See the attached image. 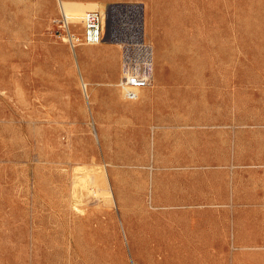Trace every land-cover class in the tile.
<instances>
[{
  "label": "rangeland",
  "instance_id": "1",
  "mask_svg": "<svg viewBox=\"0 0 264 264\" xmlns=\"http://www.w3.org/2000/svg\"><path fill=\"white\" fill-rule=\"evenodd\" d=\"M113 6L154 48L134 98L118 43L54 22ZM103 172L113 202L80 180ZM175 242L162 264H264V0H0V264H158Z\"/></svg>",
  "mask_w": 264,
  "mask_h": 264
},
{
  "label": "built area",
  "instance_id": "2",
  "mask_svg": "<svg viewBox=\"0 0 264 264\" xmlns=\"http://www.w3.org/2000/svg\"><path fill=\"white\" fill-rule=\"evenodd\" d=\"M112 8L86 11L82 20L84 25L82 37L71 30V22L63 11L54 22L73 48L78 43L90 45L103 42L118 43L122 48L119 84L124 89L126 97L134 98L137 91L150 87L154 82V48L143 34L141 18L137 23L123 19L108 28L110 11L112 13L127 7L113 6Z\"/></svg>",
  "mask_w": 264,
  "mask_h": 264
},
{
  "label": "crops",
  "instance_id": "3",
  "mask_svg": "<svg viewBox=\"0 0 264 264\" xmlns=\"http://www.w3.org/2000/svg\"><path fill=\"white\" fill-rule=\"evenodd\" d=\"M85 44V43H84ZM101 44V43H100ZM87 45H90V44H87ZM96 45H98V44H96ZM89 51H90V49H87L86 47H81V48H79L78 49V55H79V57H80V61H81V63H84L83 65H84V68H85V70L86 71H88V69H87V67H86V61H87V56H88V54H89ZM119 75H120V63L118 62V64H117V66H116V68H115V71L113 72V75H112V77L113 78H116V77H119ZM107 76L106 75H104V73L101 71V73H100V80H102V81H107ZM89 79H91V78H89ZM91 81V80H90ZM94 90V89H93ZM85 92V94H86V98L90 101V99H91V93L89 92V93H87L86 91H84ZM105 174V172H103L99 177H96L95 175H89L87 178H85V177H82L80 180L82 181H84L83 183V185H85V183L87 184V183H93V182H96V180H98L97 181V185H98V189H96L97 191H99L101 194H103V195H105L106 196V198L107 199H109L108 201H111L112 199H111V197L113 196L114 197V191H113V195L111 196H107L106 194H107V192H106V190L104 189V187L103 186H101V185H103V183H102V180L104 179V178H106V180H108L109 181V179H108V174L106 173V175H104ZM104 177V178H103ZM101 182H100V181ZM79 181V179H75V182L77 183ZM105 181V180H104ZM75 183V186L74 187H76V184ZM85 188V189H84ZM83 189H84V192H83V195H86V192H88L87 193V195H89V196H91V192H90V190L89 189H87L86 187H84ZM75 190H77V192H76V194H78V189L77 188H74ZM112 189H113V187H112ZM75 190H74V192H75ZM75 194V195H76ZM190 244V243H189ZM186 246L187 245V243H179V242H175V243H171V248L173 249V250H170L169 248V252H167V255L164 257L165 259H172V255L174 254V248H175V246H177V248H178V246L180 247V246ZM183 246V247H184ZM201 247V246H200ZM182 250H184V249H182Z\"/></svg>",
  "mask_w": 264,
  "mask_h": 264
},
{
  "label": "bare ground",
  "instance_id": "4",
  "mask_svg": "<svg viewBox=\"0 0 264 264\" xmlns=\"http://www.w3.org/2000/svg\"><path fill=\"white\" fill-rule=\"evenodd\" d=\"M62 11L67 15V17H68V19H69V21L70 22H72V23H77V22H82V20H83V16H84V10L82 9V10H74V11H66V10H64V9H62ZM80 25V24H79ZM65 39V38H64ZM74 50V49H73ZM75 53V52H74ZM81 71H82V69H81ZM80 71V72H81ZM84 74V73H83ZM81 77H82V81H83V86H84V89H85V91L87 92V93H89V87H88V81H86V80H84V77H83V75L81 74ZM87 77V76H86ZM86 79V78H85ZM92 89V88H91ZM104 175H106V172H105V174ZM107 176V175H106ZM104 178V177H103ZM78 179V178H77ZM105 180V181H104ZM97 181L98 180H96V184H97ZM100 181V180H99ZM101 182V181H100ZM76 183V182H75ZM102 183H103V185H101V186H103L104 187V189L106 190V192H107V194H109V195H113V189H112V185H111V183H110V181H108V180H106V178H104L103 180H102ZM75 186V185H74ZM84 188V187H83ZM82 188V189H83ZM85 189V188H84ZM84 189H83V192H84ZM88 189V188H87ZM75 190V189H74ZM76 192H77V190H75ZM79 191V190H78ZM95 191L96 190H93V192L90 190V192L92 193V194H94L95 193ZM88 192H86V194H87ZM106 194V195H107ZM83 195V194H82ZM90 195V194H89ZM89 195H87L88 197H89ZM96 195V194H95ZM109 195H107V196H109ZM111 201L113 202V199H114V197L112 196L111 197ZM109 200V199H108ZM78 207V206H77ZM79 209V208H78ZM161 251V253H163V256H162V258L160 259V261H159V263L158 264H162L163 262H164V260H165V256L167 255V252H169V249L168 248H166V251H163L162 252V249L160 250ZM159 257V256H158ZM165 262H168V260H165Z\"/></svg>",
  "mask_w": 264,
  "mask_h": 264
}]
</instances>
